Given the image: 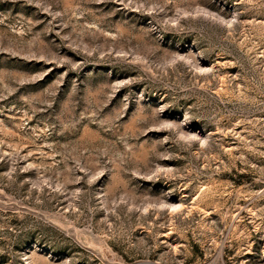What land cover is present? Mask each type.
Wrapping results in <instances>:
<instances>
[{
    "label": "rangeland",
    "instance_id": "obj_1",
    "mask_svg": "<svg viewBox=\"0 0 264 264\" xmlns=\"http://www.w3.org/2000/svg\"><path fill=\"white\" fill-rule=\"evenodd\" d=\"M0 264H264V0H0Z\"/></svg>",
    "mask_w": 264,
    "mask_h": 264
}]
</instances>
